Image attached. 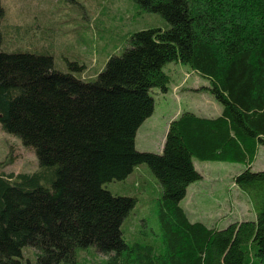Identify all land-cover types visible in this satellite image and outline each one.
<instances>
[{
  "label": "trees",
  "instance_id": "obj_1",
  "mask_svg": "<svg viewBox=\"0 0 264 264\" xmlns=\"http://www.w3.org/2000/svg\"><path fill=\"white\" fill-rule=\"evenodd\" d=\"M133 2L169 27L131 33L93 81L55 70L47 55L0 52V128L32 148L38 165L0 173V264H264V159L252 168L264 148V0ZM171 62L207 81L195 91L221 113L184 111L160 152L137 151L136 132L154 111L153 90L167 91ZM193 160L246 164L229 179L253 218L224 228L190 220L181 202L202 180ZM131 174L126 188L139 180L140 195L150 189L155 199L157 238L122 236L136 198L105 186ZM26 247L36 251L31 259Z\"/></svg>",
  "mask_w": 264,
  "mask_h": 264
},
{
  "label": "rangeland",
  "instance_id": "obj_2",
  "mask_svg": "<svg viewBox=\"0 0 264 264\" xmlns=\"http://www.w3.org/2000/svg\"><path fill=\"white\" fill-rule=\"evenodd\" d=\"M4 8V16L0 21V52L6 55L15 52H28L47 55L52 58L54 69L69 73L83 82L93 81L103 70L105 62L111 56H119L127 47V37L144 29H167L169 24L156 13L142 11L133 0H0ZM171 73L174 86L169 92V101L163 98L158 90L151 93L154 98V112L136 132L135 149L143 152L157 153L162 146V132L165 119L177 110L187 108H212L210 96L191 91H181L199 80L194 72L189 76L188 66L179 62H171L163 68ZM195 82L193 83V81ZM172 82V81H171ZM171 82L169 88L171 87ZM176 95V96H174ZM164 99V102H163ZM168 101V103H166ZM264 148H258L253 168L263 166ZM194 168L203 179L190 184L186 191V200L181 207L189 219L210 220V226L224 228L217 213V204L222 208L234 203H244L238 191L232 186L229 178L244 169L247 165L233 162H200L193 160ZM38 167L32 148L22 145L19 138L3 132L0 128V173H30ZM145 167V171L150 173ZM264 168V167H263ZM148 169V170H147ZM261 169V168H257ZM139 170L133 171L134 177ZM151 175V174H150ZM153 181L155 179L151 176ZM132 181V174L123 182H111L105 187L112 194L132 196L136 204L122 222L120 230L128 241H141L142 238L154 239L159 234L157 225V209L151 190L140 195V181L126 185ZM242 218L251 219L253 214L242 207ZM220 213L223 210L219 211ZM227 214V210L223 212ZM220 224V225H219ZM35 250L26 247L24 257L31 259ZM96 258L100 256L94 252ZM92 256L88 255V261ZM30 264H35L34 259Z\"/></svg>",
  "mask_w": 264,
  "mask_h": 264
},
{
  "label": "crops",
  "instance_id": "obj_3",
  "mask_svg": "<svg viewBox=\"0 0 264 264\" xmlns=\"http://www.w3.org/2000/svg\"><path fill=\"white\" fill-rule=\"evenodd\" d=\"M192 72H194V71H189V76H193V75H195V79L197 78L198 80H199V82L197 83V85H191L189 88H183L181 91H191V92H196V93H201V94H208V93H206V92H203V91H201V92H197V91H195V89H197V88H199L200 86H203V85H206L207 84V81L206 80H204V79H202L197 73H195L194 72V74L192 75ZM168 75V77H169V83H168V85H167V91L165 92V93H161V95H162V97L164 98L165 96H166V98L168 99V101H169V92H171V88L174 86V80H172V78H173V76L171 75V73L169 74H167ZM174 79V78H173ZM172 81V82H171ZM170 82H171V87L169 88V84H170ZM195 82V80L193 81V83ZM159 92V91H158ZM160 93V92H159ZM209 95V94H208ZM174 96H176V95H174ZM210 96V95H209ZM210 99H211V101H212V103L214 104V106L212 107V108H187L186 110H177L176 112H174V113H172V114H170L166 119H165V126H164V128H163V132H162V138H163V141H164V138H165V134H166V132H167V129H168V125H169V123L171 122V121H173L175 118H177L182 112H184V111H190V112H192V113H194V114H197V115H199V116H204V117H216V116H218V115H220V113H221V106L210 96ZM168 101L166 102V103H168ZM163 102H164V99H163ZM154 112V111H153ZM149 118V117H148ZM147 118V119H148ZM146 119V120H147ZM146 120H144V122L141 124L142 126H144L145 124H146ZM141 125H140V127H141ZM139 127V128H140ZM163 144V143H162ZM260 147H262V146H260ZM259 147V148H260ZM160 150H161V147H160V149H159V151L158 152H160ZM157 152V153H158ZM254 167V163L252 164V168ZM257 168H261V169H263L262 168V166L260 167V166H257ZM257 168H253L254 170H258ZM240 172V171H239ZM202 175V174H201ZM202 179H203V176H202ZM188 194V193H187ZM186 198H187V196H186ZM186 198L184 199V201L186 200ZM183 201V202H184ZM246 207V208H248L249 210H250V212H251V208L244 202V203H240V202H237V203H234V204H232L231 205V207L230 206H227V207H225L224 206V208H222L221 207V205H219V204H217L216 205V207H215V213H217L218 214V216H216L215 217V219L214 220H217L219 217H224L225 218V220H219V222H220V224H223V225H225V224H227V223H229V222H231L232 220H236L237 218H242L241 216H242V212H243V210H242V207ZM184 210V209H183ZM220 210H223V212L225 211V210H227V214H224L223 212L222 213H220L219 211ZM185 212V211H184ZM252 213V212H251ZM185 214H186V212H185ZM253 214V213H252ZM186 216L188 217V218H190L187 214H186ZM254 216V215H253ZM253 218V217H252ZM251 218V219H252ZM191 220V219H190ZM194 221H201V222H203V223H205V224H207V225H210V220H206V219H193ZM244 220H248V219H244ZM241 221V220H240Z\"/></svg>",
  "mask_w": 264,
  "mask_h": 264
}]
</instances>
